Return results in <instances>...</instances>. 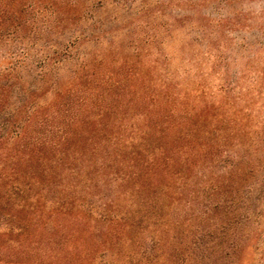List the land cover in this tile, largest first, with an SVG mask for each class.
Wrapping results in <instances>:
<instances>
[{"label": "trees", "instance_id": "1", "mask_svg": "<svg viewBox=\"0 0 264 264\" xmlns=\"http://www.w3.org/2000/svg\"><path fill=\"white\" fill-rule=\"evenodd\" d=\"M169 3L0 0V264H157L164 253L151 246L170 227L154 193L163 199L173 184L164 173L157 188L161 170L232 180L233 208L207 229L219 231L218 259L240 264L241 239L232 251L224 241L258 216L264 194L254 195L258 168L245 156L250 124L201 104L200 87L177 90L151 51L173 32L170 20L151 22ZM131 25L132 61L120 54ZM73 170H115V185L80 187Z\"/></svg>", "mask_w": 264, "mask_h": 264}, {"label": "rangeland", "instance_id": "2", "mask_svg": "<svg viewBox=\"0 0 264 264\" xmlns=\"http://www.w3.org/2000/svg\"><path fill=\"white\" fill-rule=\"evenodd\" d=\"M145 1L152 8L157 3L170 2L164 7V17L151 22L163 24L170 20L173 32L151 51L165 62V70L173 73L177 90L202 88L205 95L200 97L201 104L222 103L225 108L218 109L221 115L230 108V117L234 115L241 125L250 124L251 148L245 156L257 164L250 179L257 188L254 195L259 196V188L264 189V0ZM131 9L136 11L137 6L134 4ZM104 10L110 13L113 9L107 6ZM120 18L126 20L124 12ZM135 32L139 29L131 25L120 36V54L131 61L135 56L129 40ZM121 72L124 75L127 70ZM73 171L80 172L79 180L75 179L80 187L96 181L115 185L106 179L115 170ZM177 171L161 170L154 177L157 188L164 173L171 175L173 182L163 199L161 187L154 193L161 196L158 211L164 213L170 227L167 234L161 235L159 245L151 246L153 252L164 253L157 264H223L217 257L220 246L212 241L221 239L219 231L209 232L207 226L214 221L220 223L219 212L233 208L226 198L233 182L229 179L221 183L220 178L216 179L223 170ZM118 172L124 174L128 170ZM254 203L258 216L224 241L227 250L232 251V242L241 239L240 264H264V194ZM188 230L194 235L188 237Z\"/></svg>", "mask_w": 264, "mask_h": 264}]
</instances>
